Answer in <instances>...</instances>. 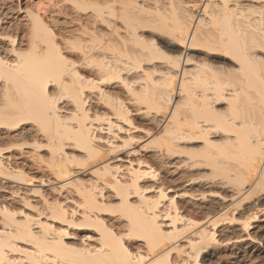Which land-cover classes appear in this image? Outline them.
<instances>
[{
    "label": "bare ground",
    "instance_id": "1",
    "mask_svg": "<svg viewBox=\"0 0 264 264\" xmlns=\"http://www.w3.org/2000/svg\"><path fill=\"white\" fill-rule=\"evenodd\" d=\"M18 25L0 264H264V0H31Z\"/></svg>",
    "mask_w": 264,
    "mask_h": 264
},
{
    "label": "rangeland",
    "instance_id": "2",
    "mask_svg": "<svg viewBox=\"0 0 264 264\" xmlns=\"http://www.w3.org/2000/svg\"><path fill=\"white\" fill-rule=\"evenodd\" d=\"M17 1V2H16ZM20 1V3L21 4H19V6H18V2ZM3 2V0H0V4ZM29 2H31V0H4V2H3V4H6L5 6H7V7H5V8H3L2 7V9H1V11L5 14L6 12V14L5 15H7V17H3L4 18V20H3V22H2V28H0V31H1V29L4 31V29H8V28H10L11 30H12V28L14 27V29L15 28H17L16 26L18 25V23H19V25L23 22V20H24V14H25V7H26V5L29 3ZM27 3V4H26ZM8 8V9H7ZM20 8H23L22 10L20 9ZM5 9V10H4ZM6 18V19H5ZM12 23V24H11ZM10 24H11V27H10ZM15 25V26H14ZM19 25H18V27H19ZM4 28V29H3ZM13 29V30H14ZM202 56V55H201ZM221 107H224V106H221ZM50 194V197L49 198H51V199H54V198H56L57 197V195H56V193L54 194V193H52V192H50L49 193ZM53 194V195H52ZM15 205V204H14ZM15 207H18V208H20V204H18V203H16V205H15ZM14 207V208H15ZM17 209V208H16ZM258 224V223H257ZM72 238V237H71ZM74 238V237H73ZM77 239V238H76ZM67 240H69V241H73L74 239H67Z\"/></svg>",
    "mask_w": 264,
    "mask_h": 264
}]
</instances>
